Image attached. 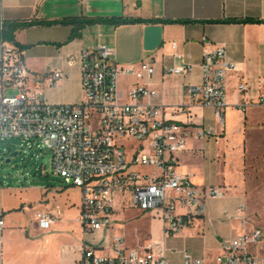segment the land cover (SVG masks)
<instances>
[{"label":"crops","instance_id":"obj_1","mask_svg":"<svg viewBox=\"0 0 264 264\" xmlns=\"http://www.w3.org/2000/svg\"><path fill=\"white\" fill-rule=\"evenodd\" d=\"M82 17L145 22L120 26L96 23L87 26L81 37L70 40L73 27L59 22ZM0 21L32 23L17 29L14 43L30 72L44 81V97L52 105L83 100L79 64L71 66L69 60L84 49H113L117 63L124 68L154 63L156 72L151 78L120 77V91L127 94L136 84L156 91L158 96L145 102L164 106L167 119L190 132L187 149L179 155V172L197 187L227 191L224 198L207 201L202 217L178 235L167 237L155 214L132 208L127 198L117 200L109 231L89 232L78 221L80 189L38 186L40 195H27L29 182H20L16 189L2 185L0 218L5 225L0 231V264H81L86 248L112 255L114 236L122 237L128 250L140 253L163 244L170 264H183L185 253L204 264H217L221 243L243 232L237 218L245 192L234 152L237 142L226 131V111L236 108L246 112L262 106L264 0H0ZM218 47L225 48L228 61L236 66L226 79L223 122L213 109L192 105L187 96L189 87L202 84L204 51ZM183 63L192 65L189 74L166 72ZM58 71L63 76L50 85L48 79ZM240 85L246 86V91L240 92ZM178 107L182 110L177 112ZM209 130L212 136L200 137ZM37 212L52 217L49 231L38 227Z\"/></svg>","mask_w":264,"mask_h":264},{"label":"built area","instance_id":"obj_2","mask_svg":"<svg viewBox=\"0 0 264 264\" xmlns=\"http://www.w3.org/2000/svg\"><path fill=\"white\" fill-rule=\"evenodd\" d=\"M4 28L0 21V142L19 141L17 150L28 153L51 152L52 174L65 186L82 192L78 221L85 231H109L117 200L122 197L132 208L155 214L165 235L173 237L204 215L208 200L226 196L225 188L197 187L179 172V155L187 149L190 132L169 121L164 106L145 102L156 98V91L141 84L127 94L120 91V77L151 78L156 72L154 63L124 68L117 63L113 49H84L69 60L71 66L79 64L83 100L52 105L45 100L44 81L30 72L21 49L4 37ZM202 69V84L189 87L187 96L192 105L213 109L223 122L226 79L236 66L228 61L225 48L218 47L204 51ZM191 70V64L183 63L166 72L186 75ZM62 76L55 72L48 83L56 85ZM246 89L239 86L240 92ZM212 135V130L200 133L202 138ZM143 168L152 173L141 172ZM36 221L42 231H49L53 219L37 212ZM4 225L0 218V231ZM263 238L264 232L255 228L223 241L217 264H264V254L254 253ZM112 242V255L86 248L81 264H170L163 244L140 253L125 248L120 236H114ZM183 264L204 261L185 253Z\"/></svg>","mask_w":264,"mask_h":264},{"label":"rangeland","instance_id":"obj_3","mask_svg":"<svg viewBox=\"0 0 264 264\" xmlns=\"http://www.w3.org/2000/svg\"><path fill=\"white\" fill-rule=\"evenodd\" d=\"M7 93L10 95L13 92ZM226 131L237 142L234 152L245 192L237 223L241 225L242 233L255 228L264 232V105L251 107L246 112L236 108L228 109ZM19 145L20 142L16 140L0 142V187L3 185L8 189L9 185L16 189L20 182L23 185L29 182L27 195H40L36 188L38 186L64 188L62 180L52 174V154L49 150H33L28 153L18 151ZM8 149L12 152H4ZM15 152L18 155L12 157ZM141 172L152 173V170L143 168ZM254 253L264 254V238Z\"/></svg>","mask_w":264,"mask_h":264},{"label":"trees","instance_id":"obj_4","mask_svg":"<svg viewBox=\"0 0 264 264\" xmlns=\"http://www.w3.org/2000/svg\"><path fill=\"white\" fill-rule=\"evenodd\" d=\"M145 22L141 19H129V18H113V19H89V18H72V19H64L60 21V24H66L70 25L73 27L72 34L70 37V40H74L76 38H79L82 36V32L84 29L92 24L96 23H109L115 26H120V25H127V24H136V23H142ZM230 22H236V21H230ZM247 22H257V21H247ZM32 23H27V24H6L5 23V28L3 31L4 37L11 41L15 42V32L17 29L20 27L24 26H30Z\"/></svg>","mask_w":264,"mask_h":264},{"label":"water","instance_id":"obj_5","mask_svg":"<svg viewBox=\"0 0 264 264\" xmlns=\"http://www.w3.org/2000/svg\"><path fill=\"white\" fill-rule=\"evenodd\" d=\"M18 155V153H15L14 155H12V157H15V156H17ZM8 162H10V160H8Z\"/></svg>","mask_w":264,"mask_h":264}]
</instances>
